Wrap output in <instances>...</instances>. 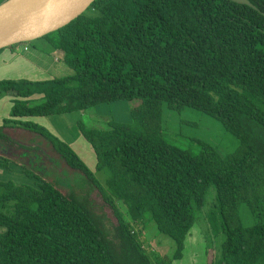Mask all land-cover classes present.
<instances>
[{
	"label": "trees",
	"instance_id": "16d2710c",
	"mask_svg": "<svg viewBox=\"0 0 264 264\" xmlns=\"http://www.w3.org/2000/svg\"><path fill=\"white\" fill-rule=\"evenodd\" d=\"M249 1L256 9L230 0H97L43 38L73 75L0 83L14 97L0 144L23 153L12 132L39 137L92 190L86 196L82 184L76 194L34 174L30 158L26 174L36 184L0 180V264H156L139 236L148 223L176 247L157 264H182L199 220L209 228L201 230L204 258L213 254L207 264H264V0ZM117 102L132 104L131 123L81 127L95 170L29 120ZM168 112L197 113L239 147L225 155L199 139L174 143Z\"/></svg>",
	"mask_w": 264,
	"mask_h": 264
},
{
	"label": "rangeland",
	"instance_id": "374dc122",
	"mask_svg": "<svg viewBox=\"0 0 264 264\" xmlns=\"http://www.w3.org/2000/svg\"><path fill=\"white\" fill-rule=\"evenodd\" d=\"M21 47L22 52L16 49L14 54L20 56V53H22V55L13 60L10 66H3L0 63V83L9 80L42 82L73 75V71L62 62L63 55L60 52H53V48L47 40L40 39L33 43L21 45ZM6 96L11 95H2L0 93V100ZM39 101H32L31 104L33 106L37 105ZM8 108V103L3 101L0 105V115H5L11 110V108L9 110ZM131 108L132 104L129 102L103 104L87 111L41 118L37 124L45 127L67 144L74 142L73 150L90 169L95 170L96 155L92 147L81 137V127L101 130L105 129L112 121L120 124H129L132 121ZM165 120L166 133L174 143L185 145L188 142H193L191 139H199L212 143L221 154L225 155L239 147V141L234 136L224 134L216 123L197 113L192 116L191 114L168 112ZM192 122L196 124L192 125ZM12 137H14L17 144L25 146L27 151L22 153L18 150L19 148L0 144V180H14L17 183L29 185L36 184L37 180L29 178L26 174L27 169L30 167L27 159L30 158L33 164L30 171L34 174L44 178L50 175L53 179H59L61 186L69 192L81 193L80 187L82 184L85 186V182H83L81 177L78 178L66 168L64 162L55 151L48 145L46 147L43 145L44 141L41 138H32L26 135L25 132L22 133L20 131H13ZM35 154L39 155V161L42 159V162H44L41 166H38L39 162L36 160ZM32 155L33 158L31 157ZM4 159H9L11 162L8 164V171L1 168ZM98 179L104 183L102 175H98ZM84 188L86 196L90 195L92 192L90 184H87ZM92 199L96 204H101L100 197L95 193ZM92 205H94L98 215L101 217L100 207L94 203ZM118 206L124 215V219L128 222L131 221L123 203L119 202ZM108 215L110 216V213ZM205 223L199 220L192 230V237H190V240L188 238L186 242L182 264H207V262L209 263L213 260L212 252L209 257L204 258L203 251H205L206 242L201 230L204 236L209 234L207 233L209 228ZM111 230V225L106 224V231L109 233ZM138 230L140 231L141 241L143 236L144 246L156 264L158 258L171 256L174 253L176 249L174 241L168 237L160 236L154 224L148 223L143 230V234L142 224L138 226ZM110 234L112 235V233ZM194 252L198 253L196 257L193 255Z\"/></svg>",
	"mask_w": 264,
	"mask_h": 264
},
{
	"label": "water",
	"instance_id": "95a60500",
	"mask_svg": "<svg viewBox=\"0 0 264 264\" xmlns=\"http://www.w3.org/2000/svg\"><path fill=\"white\" fill-rule=\"evenodd\" d=\"M97 0H7L0 5V50L33 43L86 13ZM256 9L249 0H230Z\"/></svg>",
	"mask_w": 264,
	"mask_h": 264
},
{
	"label": "crops",
	"instance_id": "0c3cea01",
	"mask_svg": "<svg viewBox=\"0 0 264 264\" xmlns=\"http://www.w3.org/2000/svg\"><path fill=\"white\" fill-rule=\"evenodd\" d=\"M22 48L21 45H17V47H15L13 50L12 49H6L1 55H0V63L3 65V66H10V64L12 63L13 60H15L17 57L19 58L22 53H20V56H18L17 54H14L15 50L18 49L19 51L22 52V50L20 49ZM61 53V52H60ZM63 55V59H64V54L61 53ZM62 59V62L64 63V60ZM65 64V63H64ZM41 99V96H35V97H32L31 100L32 101H35V100H39ZM3 101H5L6 103H8L9 105V108L8 110L12 107H13V101H14V97L12 96H6L4 99L0 100V105L3 103ZM12 104V106L10 107V105ZM10 112L11 110H9L5 115H0V127L3 126V121L4 119L6 118H9L10 117ZM39 119H41V117H35V118H30L29 120L37 123L39 122ZM82 137V136H81ZM83 138V137H82ZM84 139V138H83ZM85 140V139H84ZM86 141V140H85ZM66 143V142H65ZM72 148L74 146V142H69L68 143ZM1 181H5V180H1ZM6 181H9V180H6ZM14 181V180H13ZM16 182V181H14ZM17 183V182H16ZM18 184H23V183H18ZM196 252L193 253V255L195 256Z\"/></svg>",
	"mask_w": 264,
	"mask_h": 264
},
{
	"label": "bare ground",
	"instance_id": "6f19581e",
	"mask_svg": "<svg viewBox=\"0 0 264 264\" xmlns=\"http://www.w3.org/2000/svg\"><path fill=\"white\" fill-rule=\"evenodd\" d=\"M15 1H22V0H15Z\"/></svg>",
	"mask_w": 264,
	"mask_h": 264
},
{
	"label": "flooded vegetation",
	"instance_id": "af4514ba",
	"mask_svg": "<svg viewBox=\"0 0 264 264\" xmlns=\"http://www.w3.org/2000/svg\"><path fill=\"white\" fill-rule=\"evenodd\" d=\"M43 163V162H42Z\"/></svg>",
	"mask_w": 264,
	"mask_h": 264
}]
</instances>
